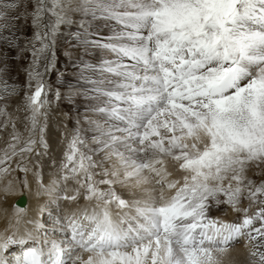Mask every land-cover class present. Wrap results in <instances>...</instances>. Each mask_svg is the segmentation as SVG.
Wrapping results in <instances>:
<instances>
[{
    "label": "snow or ice",
    "instance_id": "obj_1",
    "mask_svg": "<svg viewBox=\"0 0 264 264\" xmlns=\"http://www.w3.org/2000/svg\"><path fill=\"white\" fill-rule=\"evenodd\" d=\"M3 133L0 264H264V0H0Z\"/></svg>",
    "mask_w": 264,
    "mask_h": 264
},
{
    "label": "rangeland",
    "instance_id": "obj_2",
    "mask_svg": "<svg viewBox=\"0 0 264 264\" xmlns=\"http://www.w3.org/2000/svg\"><path fill=\"white\" fill-rule=\"evenodd\" d=\"M32 32L33 30L29 22V24L24 26L23 30L18 32L17 35L20 36L21 38L30 39L32 37ZM57 52L58 55H57L56 69L53 72L49 73L45 77V79L49 84H52L54 87H56L58 86L56 84V71L63 72L67 77V79L63 81L64 87L66 88L69 81L72 80V71L64 67V65L67 63V60L63 56V45L57 49ZM85 59L89 60L90 56H85ZM93 62L95 61L93 60ZM20 65L26 67L27 62L21 61ZM20 65H17V68L15 71H13L12 75L16 77L15 82L22 86L25 83V74L22 71ZM84 103L85 102L80 98H73L72 101H69L67 99H61L57 101V103L54 104L49 110V119L46 127V139L48 140L49 144L52 146L53 153L56 154L58 157L62 156V148L66 143L65 137L69 136L71 132V129L68 127L69 125L67 124L69 122L70 125L72 124L73 126L75 125V121H76L75 116L78 113L79 107H81L80 110H83L85 112ZM14 106L15 105H13V107ZM67 109L69 110L67 111ZM71 117H73V121L70 122ZM18 129L21 132H23V125L18 124ZM6 137H7L6 133L0 134V146L3 145V141L4 139H6ZM44 163H45L44 173L45 176H47L48 173L47 165L51 164V160L45 158ZM28 178L32 179L31 174L28 175L27 179ZM242 257L243 256L241 255L239 257V260L240 259L243 260L244 257L243 258ZM232 258H235V254H232Z\"/></svg>",
    "mask_w": 264,
    "mask_h": 264
},
{
    "label": "bare ground",
    "instance_id": "obj_3",
    "mask_svg": "<svg viewBox=\"0 0 264 264\" xmlns=\"http://www.w3.org/2000/svg\"><path fill=\"white\" fill-rule=\"evenodd\" d=\"M109 23H110V22H109ZM108 35H110V30H109V28L107 27V25H106L104 22H99V26H98V29H97V31H96V36H95V38L102 39V38H106ZM88 56H90V59H89L90 62H93V60H94L95 62H97L98 59H99L100 53H99L98 50H94V51H93L92 53H90V55H88ZM73 82H74V81H73ZM80 108H81V107H79L78 113H84V111H83V110H80ZM68 110H69V109H67V111H68ZM76 112H77V111H76ZM70 113H71V112H70ZM78 113H77V114H78ZM77 114H76L75 117H77ZM71 116H72V115H71ZM71 121H73V117H71L70 122H71ZM67 125H69L68 127H69L70 129H72V128L74 127L73 124L70 125L69 122H68ZM82 127H86V125H82ZM82 134L85 135V136H88V137L91 136V133H82ZM28 180L31 181L30 178H28ZM21 196L24 197V199H25V204H24V206H22V207H18V206L15 205V201H16L19 197H21ZM41 199H42V198H41ZM34 202H35L34 198L30 197L26 192H20V193H18L17 195L9 196V197H8V201H7V205H8V206H11V205L14 204L15 207H17V208L25 209V208H29ZM232 254H235V258L238 259V261H239V257L241 256V255L239 254V252H238V251H234ZM242 258H243V257H242ZM240 260H242V259H240Z\"/></svg>",
    "mask_w": 264,
    "mask_h": 264
},
{
    "label": "water",
    "instance_id": "obj_4",
    "mask_svg": "<svg viewBox=\"0 0 264 264\" xmlns=\"http://www.w3.org/2000/svg\"><path fill=\"white\" fill-rule=\"evenodd\" d=\"M15 204H16L18 207H22V206H24V204H25V199H24V197H23V196L19 197V198L16 200Z\"/></svg>",
    "mask_w": 264,
    "mask_h": 264
}]
</instances>
